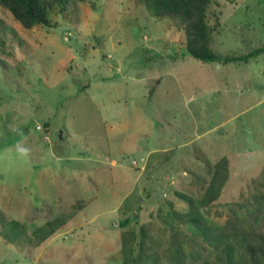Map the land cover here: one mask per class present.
Returning a JSON list of instances; mask_svg holds the SVG:
<instances>
[{"label": "rangeland", "instance_id": "1", "mask_svg": "<svg viewBox=\"0 0 264 264\" xmlns=\"http://www.w3.org/2000/svg\"><path fill=\"white\" fill-rule=\"evenodd\" d=\"M215 16L220 55L264 45V0H213ZM51 19L26 29L0 5V264H219L225 247L238 259L264 176V53L199 62L183 22L138 0H90ZM222 158L228 184L203 208Z\"/></svg>", "mask_w": 264, "mask_h": 264}, {"label": "trees", "instance_id": "2", "mask_svg": "<svg viewBox=\"0 0 264 264\" xmlns=\"http://www.w3.org/2000/svg\"><path fill=\"white\" fill-rule=\"evenodd\" d=\"M90 0H0L12 17L26 29L38 26L53 27L51 15L55 12L66 13L78 4H84ZM143 1L146 9L152 17L159 20L178 21L184 24L186 51L195 60L203 63H219L228 65L234 63H248L251 59L264 53V45L246 55H220L213 47L214 34L221 26L219 16H215L216 23L210 24L209 13L213 0H138ZM229 164L227 158H222L215 166L208 186L204 189L200 206L209 208L219 202L229 181ZM254 180L255 187L259 184L248 202L253 208L243 223L253 224L250 233L245 239L242 251L238 259H234L231 248L225 247L219 258V264H264V181L263 178ZM189 205H194L190 197L184 198ZM82 208L88 205L81 201ZM79 203V205L81 204ZM80 209V211H81ZM79 211V210H78ZM77 215V211L71 215L62 214L47 221L43 226L34 230L29 236V245L37 248L45 243L54 234L59 232L67 223ZM131 220V218H130ZM200 227L196 218L190 220ZM129 223L127 220L122 227ZM181 263V261H180ZM209 264V263H206Z\"/></svg>", "mask_w": 264, "mask_h": 264}, {"label": "clouds", "instance_id": "3", "mask_svg": "<svg viewBox=\"0 0 264 264\" xmlns=\"http://www.w3.org/2000/svg\"><path fill=\"white\" fill-rule=\"evenodd\" d=\"M22 135V134H21ZM18 155L28 158L30 156V149L22 146V142H18L16 145Z\"/></svg>", "mask_w": 264, "mask_h": 264}, {"label": "built area", "instance_id": "4", "mask_svg": "<svg viewBox=\"0 0 264 264\" xmlns=\"http://www.w3.org/2000/svg\"><path fill=\"white\" fill-rule=\"evenodd\" d=\"M38 129H41V127H38Z\"/></svg>", "mask_w": 264, "mask_h": 264}]
</instances>
